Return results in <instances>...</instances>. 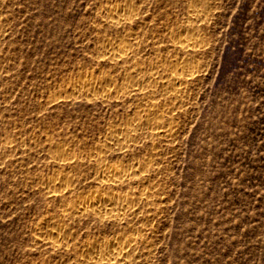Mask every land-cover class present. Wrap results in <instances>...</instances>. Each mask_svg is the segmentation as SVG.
<instances>
[{"label": "rangeland", "instance_id": "obj_1", "mask_svg": "<svg viewBox=\"0 0 264 264\" xmlns=\"http://www.w3.org/2000/svg\"><path fill=\"white\" fill-rule=\"evenodd\" d=\"M120 1L0 0V264H81V247L122 234L137 242L129 264H264V0L203 2L200 44L188 56L194 74L172 109L158 84L124 86L158 60L168 72L184 58L173 44L188 2L131 0L129 20L107 21L104 7ZM107 37L131 42L122 61L102 55ZM85 73L112 78L108 95L72 91ZM150 99L172 113L173 135L143 124L128 142L104 140L144 116ZM100 148L106 163L147 161L116 189L152 193L121 219L65 207L111 190L96 178ZM52 176L71 186L57 193ZM60 219L70 236L54 245L48 235Z\"/></svg>", "mask_w": 264, "mask_h": 264}, {"label": "bare ground", "instance_id": "obj_2", "mask_svg": "<svg viewBox=\"0 0 264 264\" xmlns=\"http://www.w3.org/2000/svg\"><path fill=\"white\" fill-rule=\"evenodd\" d=\"M204 1L206 2V0H187L188 12L186 15V23L184 24V31L178 33L179 38L173 44V48L178 52L183 53L184 58L180 59L179 57H175L172 59L170 62L171 69L168 72H165L167 64L158 60L156 63L154 62L155 65L149 67L147 78L144 77V75L141 76L140 73L137 74V72H134L133 76L135 78L133 79L135 81L132 83H129L128 81L127 84L125 83L126 87L124 86V88H128L129 91L133 90L132 92H142L144 89L143 91L145 92V88L146 90L151 91L159 85L161 89L167 91L170 95V108L171 106L174 108V106L177 105L176 103L182 99L181 92L188 83V77L191 75L193 76L194 74L193 65L189 63L188 56L193 49H196V46H198L199 43L195 38L196 36H194L195 30L197 29L196 26L199 23L196 25L195 22L203 16L207 9V6L203 4ZM134 9L135 4L133 1L122 0L120 2L107 4L104 7L103 15L107 21L111 23H125L131 18ZM102 43L103 54H101L113 62L122 61L131 48V42L123 39L120 40L107 37ZM140 68L141 67H136L137 70L139 69L142 71L143 69ZM130 74L131 73L129 72V77L131 76ZM156 76H159L160 78L163 77V79L160 81V79H158L159 77L157 78ZM157 79L160 81L159 83ZM113 81L112 78H103L98 81L92 73H85L81 79H77L72 83L71 90L85 91L86 93H92L95 95L100 93L102 96H107L108 91L106 92L105 90H110V88L114 86ZM149 102H146L149 103L147 108H144L145 106L143 107V110L145 109L144 116L140 113L133 114L123 126L118 125L114 129L105 133L104 140L109 143L113 142V144L115 142H128L142 127H144L143 124H147L146 130L152 135L162 137L173 135L174 127L170 124V121L173 118L171 115L172 113L169 112L166 114L164 112L167 116L166 119L163 120L164 113L162 111H165V108L163 110L160 109L159 104L153 99H150ZM101 150L103 149L100 148L95 153V159L98 160L96 165V178L99 181L107 183L111 190L106 191L101 188H96L85 196L73 198V200L67 203V206L65 207H67L69 211L78 215L90 211L100 218L110 217L112 219H121V217H124L129 213H133L139 203L144 198H148L152 193L151 187H146L147 189L139 188V190L129 192L116 189L122 184V182L134 181L138 175H142L143 171L147 170V161L139 159L136 162H133L134 160L131 161L132 163L130 164L106 163L105 161H102L103 153H101ZM70 182L71 181L67 178L64 179L61 177L59 179L58 176H52L46 179L47 186L53 187V189H51L57 191V193L64 192L69 187ZM51 219L53 220L54 218ZM47 221L49 220L47 219ZM65 221H62L61 219L56 222L54 221L55 224L51 226L53 227L51 228V234L48 235L51 243H59L68 239L69 233H66L65 230L68 222L66 224L64 223ZM136 245L137 242L134 237L125 236L123 234L116 236L115 238L112 237L111 240H92L80 249V251L84 253V258L81 260V264H129L135 262L136 255L133 254L132 250L133 248L135 249Z\"/></svg>", "mask_w": 264, "mask_h": 264}]
</instances>
